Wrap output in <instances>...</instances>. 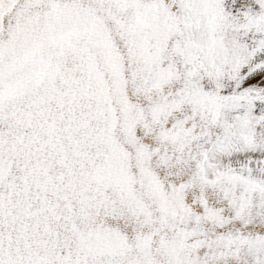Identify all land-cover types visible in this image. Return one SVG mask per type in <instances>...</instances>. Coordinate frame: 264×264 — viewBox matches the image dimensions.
I'll use <instances>...</instances> for the list:
<instances>
[{
  "label": "snow or ice",
  "instance_id": "snow-or-ice-1",
  "mask_svg": "<svg viewBox=\"0 0 264 264\" xmlns=\"http://www.w3.org/2000/svg\"><path fill=\"white\" fill-rule=\"evenodd\" d=\"M0 264H264V0H0Z\"/></svg>",
  "mask_w": 264,
  "mask_h": 264
}]
</instances>
